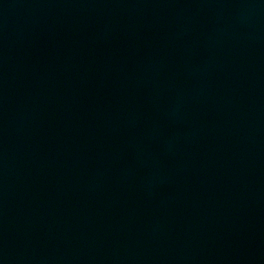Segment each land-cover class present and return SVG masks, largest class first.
Masks as SVG:
<instances>
[{"label":"water","instance_id":"obj_1","mask_svg":"<svg viewBox=\"0 0 264 264\" xmlns=\"http://www.w3.org/2000/svg\"><path fill=\"white\" fill-rule=\"evenodd\" d=\"M0 264H58L1 178Z\"/></svg>","mask_w":264,"mask_h":264}]
</instances>
